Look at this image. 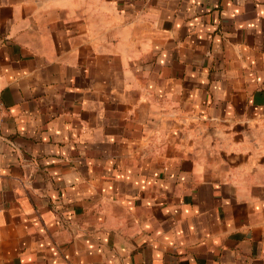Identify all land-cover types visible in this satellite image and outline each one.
I'll return each instance as SVG.
<instances>
[{"label": "crops", "instance_id": "crops-1", "mask_svg": "<svg viewBox=\"0 0 264 264\" xmlns=\"http://www.w3.org/2000/svg\"><path fill=\"white\" fill-rule=\"evenodd\" d=\"M0 264H264V0H0Z\"/></svg>", "mask_w": 264, "mask_h": 264}]
</instances>
